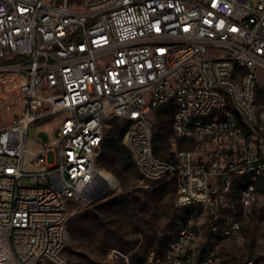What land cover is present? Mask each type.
<instances>
[{
  "label": "built area",
  "instance_id": "obj_1",
  "mask_svg": "<svg viewBox=\"0 0 264 264\" xmlns=\"http://www.w3.org/2000/svg\"><path fill=\"white\" fill-rule=\"evenodd\" d=\"M0 60L21 77L3 102L18 111L0 128V264H67L68 204L103 190L115 119L128 123L122 141L144 180H172L177 206H203L212 232L241 239L235 216L220 225L221 208L246 178L248 210L264 177V0H0ZM166 104L188 144L174 141L167 159L150 118ZM200 237L188 218L139 264H221L215 248L198 260Z\"/></svg>",
  "mask_w": 264,
  "mask_h": 264
},
{
  "label": "rangeland",
  "instance_id": "obj_2",
  "mask_svg": "<svg viewBox=\"0 0 264 264\" xmlns=\"http://www.w3.org/2000/svg\"><path fill=\"white\" fill-rule=\"evenodd\" d=\"M256 1L251 0V3ZM4 64L6 61L0 60V128L8 124L18 111L16 106L8 109L3 102L13 97L21 83L19 74ZM259 83L264 86V70L260 71ZM150 118L154 147L159 157H171L174 141L178 142L179 148L188 147L184 139L175 135L173 123L161 132L157 109ZM111 128L112 124L106 127V134ZM156 132H161L163 136L155 141ZM27 135L28 138L36 137L35 125L29 128ZM40 138L48 141L49 135L41 133ZM121 145H124L123 141ZM56 160V153L50 152L47 162L55 163ZM100 167L111 172L118 185L116 188L110 186L97 201L85 198L69 201V240L64 251L67 264H126L124 256L132 264L143 263L152 251L161 254L188 218H193L201 229V237L195 246L200 262L209 249L215 248L220 254L221 264H247L250 260L253 264H264V193L257 190L259 178L255 182L256 192L248 210L240 205V193L247 180L236 181L229 192L228 204L221 208L220 225L229 215L235 216L241 221L242 237L239 241H225L220 232L210 229L208 209L201 205H176V186L172 180L149 181L143 179L138 169L119 175L113 169ZM29 181V178L22 180L24 183ZM104 202H108L106 206L97 207ZM112 249L124 256H111Z\"/></svg>",
  "mask_w": 264,
  "mask_h": 264
},
{
  "label": "trees",
  "instance_id": "obj_3",
  "mask_svg": "<svg viewBox=\"0 0 264 264\" xmlns=\"http://www.w3.org/2000/svg\"><path fill=\"white\" fill-rule=\"evenodd\" d=\"M6 64H11V62H6ZM263 89H260V93ZM174 107L171 104L163 105L157 108V118L159 119L161 132L165 127H169V124L173 123ZM112 128L105 135L103 142V150L101 156L98 160L99 165L113 169L119 175L123 172H128L130 170L135 171L137 169L131 155L125 145H121L123 137L127 131L128 123L124 120L115 119L111 122ZM161 132H156L155 141L163 136ZM105 151V152H104ZM155 153L158 154V150ZM248 181V179L244 178ZM260 186H257V190L264 193V177L259 178ZM108 202L100 204L104 207Z\"/></svg>",
  "mask_w": 264,
  "mask_h": 264
},
{
  "label": "bare ground",
  "instance_id": "obj_4",
  "mask_svg": "<svg viewBox=\"0 0 264 264\" xmlns=\"http://www.w3.org/2000/svg\"><path fill=\"white\" fill-rule=\"evenodd\" d=\"M102 182H106L112 188H116L118 185L117 178L108 170L102 169L100 172Z\"/></svg>",
  "mask_w": 264,
  "mask_h": 264
},
{
  "label": "water",
  "instance_id": "obj_5",
  "mask_svg": "<svg viewBox=\"0 0 264 264\" xmlns=\"http://www.w3.org/2000/svg\"><path fill=\"white\" fill-rule=\"evenodd\" d=\"M109 189H110V186H109L106 182H104V188H103V190H102L101 192H99V193H97V194H95V195H90V196H88L87 198H88L90 201H97V200H99L100 197H101L102 195H104Z\"/></svg>",
  "mask_w": 264,
  "mask_h": 264
}]
</instances>
